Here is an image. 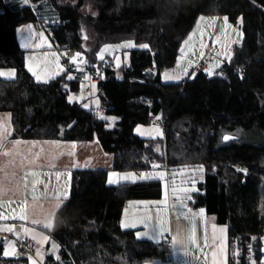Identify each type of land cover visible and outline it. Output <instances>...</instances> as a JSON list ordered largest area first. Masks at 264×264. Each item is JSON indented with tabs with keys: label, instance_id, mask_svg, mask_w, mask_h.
Listing matches in <instances>:
<instances>
[{
	"label": "trees",
	"instance_id": "obj_1",
	"mask_svg": "<svg viewBox=\"0 0 264 264\" xmlns=\"http://www.w3.org/2000/svg\"><path fill=\"white\" fill-rule=\"evenodd\" d=\"M29 1V6L13 8L0 0V70L17 71L16 79L0 77V113L10 114L11 139L97 141L113 156V171L119 173L203 165V170L195 171H202L204 180L191 195L189 207L205 209L228 228L229 238L263 235L264 140L224 142L223 137L240 129L264 139V0H92L100 6L97 15L83 14L88 0ZM43 1L51 3L58 17L50 30L58 52L73 56L81 52L86 64L105 70L93 98L99 101L101 115L116 118L113 128L84 106L91 102L82 95L88 85L67 79L73 67L47 83L37 82L27 71L17 30L37 21L32 4ZM201 16L227 17L231 24L242 17V44L233 47L232 59L224 61L213 77L208 70L189 77L202 57L179 84H164L163 74L176 67L180 47ZM130 40L150 48L131 50L128 65L119 70L113 62L98 59L105 45ZM79 93L83 103L69 102V95ZM159 120L166 121L164 127ZM153 125L164 129L162 138L135 135L138 126ZM152 164L160 167L153 169ZM73 173L70 197L51 232L61 248L59 260L49 255L44 264L170 261L167 240H141L136 231L121 227L131 201L163 199L161 180L112 187L108 170ZM3 251L0 241V264H30L26 258L9 259Z\"/></svg>",
	"mask_w": 264,
	"mask_h": 264
},
{
	"label": "crops",
	"instance_id": "obj_2",
	"mask_svg": "<svg viewBox=\"0 0 264 264\" xmlns=\"http://www.w3.org/2000/svg\"><path fill=\"white\" fill-rule=\"evenodd\" d=\"M8 1L9 0L6 1L7 4H9ZM21 4V0H11L9 6L13 8L22 7ZM37 7V9L34 8L37 21L22 25L21 27H18L17 30L19 46L25 52L26 68H29L28 64H41L44 66V58L46 55H51L53 61H57L55 56L52 55V53L57 51L53 38L49 33V30L46 28L42 30L41 26L55 23V21L58 20V17L55 15L50 2H42ZM209 20L210 18L205 19L204 25L206 27H209ZM228 28L229 23L219 17L213 38H223ZM212 30L213 29H211L209 35L212 33ZM40 33H43V37H41ZM42 39H46L47 43L41 45ZM25 45H27V47ZM202 52L194 58V61L188 63L179 62L171 72H167L170 77L174 76L175 78L166 79L163 74L162 82L167 85L179 84L182 76L185 74L184 70L187 69L188 72L202 59V57H204L205 53L201 55ZM29 58H31V60ZM35 79L37 80V78ZM39 81L47 83L45 78H41ZM89 104L90 108H99V105H97L96 99L94 98L91 102L89 101ZM0 124H4L11 132L10 136L5 138L6 148L4 149V151L10 153V155L0 154V188L4 189L3 194H0V205H2L0 206V213L9 217V219H0V241L3 242L4 249L9 246V243L13 242L16 248L18 240L32 241L37 245V250L40 255L38 256L36 253L37 260H31L30 264H32V261H35V264H38V261L45 263L47 256L51 255L56 257L61 250L59 244L51 236V232L54 229L57 213L70 197L73 172L84 169L108 170L109 174L111 172H116L113 171L114 158L112 155L105 153L100 143L97 141L81 143L65 141L12 140L11 118L8 113H0ZM16 141H19L20 143L17 144L15 143ZM33 172L38 173V175L33 176ZM149 172L155 173L157 171ZM133 173H135L136 176H140L142 173H145V171ZM151 180H161L163 182V199L160 201H131L127 205L128 211L122 218L121 227L124 230L140 231L141 233L150 232V229L145 228L144 224L140 221L145 216H151L153 219L158 216H165L172 228L173 235H175L178 222L185 229L190 231L193 227L191 217L187 220H183V217H180L179 221L177 219L179 212L182 210L172 207L174 203H178V199H174L171 189L166 188L163 179L156 178ZM25 182H27V189L24 187ZM138 182L143 181L138 180L134 183ZM123 183L133 182L121 180L119 184ZM119 184L108 183V185L112 187L118 186ZM33 187H35V192H33ZM176 193L179 195L180 199L184 200V203L187 204L188 208H190L188 205V199L184 198L183 195L178 192ZM33 196H35V199H33ZM24 200L27 201V218L21 220L19 219L20 203ZM9 201L12 203H9ZM196 211H193V213L196 214ZM33 221H39L40 223H33ZM134 221L137 222L136 227L125 228L123 226L124 223H132ZM47 222H51L53 226L51 228H45L44 224ZM8 227H13L14 232L4 230ZM194 227L196 244L199 245V248L194 244L189 250V255L187 256L178 248L181 253L178 259L179 264H212V252L218 251V245L221 243L219 239H213L214 228L216 229L215 235L217 237L221 235L219 229H225L223 233V243L227 253V264H229L228 228L218 224L216 220H210L204 215L200 216L199 213L195 216ZM25 228H28L30 231L25 233ZM32 232L40 233L41 236H48L49 240L45 242H40L39 239L33 240L31 238ZM206 238L207 244L212 245V247L206 246ZM140 239L157 242V240L149 239L148 237ZM160 240L162 241V237L159 238V242ZM53 243L59 247L53 249ZM7 258L13 259L15 256ZM171 260L172 258L168 262L154 261L148 264H175Z\"/></svg>",
	"mask_w": 264,
	"mask_h": 264
},
{
	"label": "rangeland",
	"instance_id": "obj_3",
	"mask_svg": "<svg viewBox=\"0 0 264 264\" xmlns=\"http://www.w3.org/2000/svg\"><path fill=\"white\" fill-rule=\"evenodd\" d=\"M10 1L11 0L8 1V3H9L8 5H10ZM21 2H22V4H21L22 7L27 6V5L28 6L31 5L29 0H28V3H24V0H21ZM45 2H48V1H45ZM40 4L41 3H33L32 6L37 9L38 8L37 6H39ZM99 7L100 6H98L96 3H94V1L88 0L86 3V6L84 7V9H82L83 14L85 13V14L97 15ZM212 17H216V16H212ZM205 18H211V17H205ZM218 20H219V18L216 19L215 21H212L210 19L209 20V27H206L204 25L205 20L203 22H201L199 20H198L199 22L197 21L195 28L191 31L190 35L186 39L188 41V44L186 45L184 43L186 41L185 40L180 47L178 63L179 62L188 63V62L194 61V58H196L200 52L203 51L202 53H206V52L210 51L208 53V54H210V66H209V69L207 71V74L210 77H213L219 69V67H215L218 63L221 66L223 61H230L232 59L233 47L236 45L242 44L243 39H244V34H243L244 32L242 31V23L240 21L237 24L229 23L230 27L227 29L226 34L223 38H220V37L219 38H213V34H214L215 27L217 25ZM211 29H213L212 33L209 35V33L211 32ZM49 33L51 34L50 30H49ZM85 36L87 38L89 37V31H85ZM189 37H191L190 40H189ZM112 46L113 47L111 49H108L105 51V58L103 60H106V62H113L116 70L122 69L125 65H128L127 63H129V61H130V51L131 50H133V49H144V48L137 46V45L135 47H132V48H127V47L117 48V47H115L116 45H112ZM181 49H184V51L182 52ZM55 54H56L55 58L59 61V67L65 69V71H66L68 66L64 63V60L68 59L67 51H59L58 52V50H57V51H55ZM117 58H119V65H117ZM98 59L100 61H102L99 58V54H98ZM44 61H47L49 64V70H48L47 75L43 71H41V68H43V66L41 64H36V65L40 66L37 68V71L40 72L41 78H45L47 80L46 82H50V80H52L53 78H58V77L62 76L63 73L65 72V71H59V69L57 68L56 62L53 61V57L51 55H46L44 58ZM29 65L30 64H28V67H29ZM36 65H33V66H36ZM11 69H14V68H6V69H2V70L8 71ZM26 69L34 78H36V76H34L33 73L29 71V68H26ZM171 71H168V72H171ZM15 72H16V74H15L14 79H16V77H17L16 69H15ZM2 78L5 80H13V79H9L7 77H2ZM36 81L40 82L38 80H36ZM40 83H42V82H40ZM81 87H83V86H81ZM71 96H73V101L71 103H83L85 101V98L80 93L76 94V95L71 94ZM85 104L88 105V107H86V108H90L89 107L90 104H88L87 102ZM99 117L109 123L108 124L109 128H113L114 126H116V123H117L116 118L113 119L114 117H107L103 114L102 115L100 114ZM138 127L140 128V132H137ZM138 127L135 129V135L142 138V139H158V138L163 137V135L162 136L158 135L155 132L156 128H159L162 131V133L164 130V129L158 127L157 125H153V126H149V127H144V126H138ZM235 134L238 136V139L243 143H252L253 142L252 140H254V141L255 140H259V141L264 140L256 132L249 133V132H246L244 130L238 129L235 132ZM101 147H102V145H101ZM195 171H200V169H195V168H193V169L184 168V169H179V170H172L171 169V171H169V172L166 170L162 171L159 169L157 172H164L165 173V175L163 177L164 184H165L166 188L171 189L173 196H174V199H177L180 197L176 192L183 195L184 198H187V197H192L191 195L197 191L198 183H200L204 180V173H202V171H201V173L198 172L199 173L198 174V173H195ZM183 189H188V191L184 192V191H182ZM192 189H195V191H193ZM188 201H190V199H188ZM127 211H128V206L125 208L124 214H126ZM192 211H196L197 212L196 214L199 213V209H194ZM204 216H206L210 220H214V221L216 220V218L213 216L209 217L206 214V212L204 213ZM137 232H140V231H137ZM172 235H173L172 231L167 232L164 234V237H162V240H167L170 243V239H171ZM138 239H140V238H138ZM170 247H171V244H170ZM180 255H181V253L179 252L178 249L174 251L171 247V258H172L171 261L173 263L179 264L178 259H179ZM182 256H184V255H182Z\"/></svg>",
	"mask_w": 264,
	"mask_h": 264
},
{
	"label": "snow or ice",
	"instance_id": "obj_4",
	"mask_svg": "<svg viewBox=\"0 0 264 264\" xmlns=\"http://www.w3.org/2000/svg\"><path fill=\"white\" fill-rule=\"evenodd\" d=\"M24 3H28V0H24ZM201 22H203L206 18L201 16L198 18ZM212 21H215L216 19H218L217 17H211L210 18ZM225 22H227V17L223 18ZM243 18H240V22L242 23ZM31 27V26H29ZM230 27V25H229ZM41 37H43V33H40ZM85 39H87V37L85 36ZM191 39V37H189V40ZM47 43L46 39H42L41 41V45ZM186 45L188 44V41L186 40L184 42ZM27 47V45H25ZM135 42L134 41H126L123 44L120 45H116L115 47L119 48V47H127V48H132L135 47ZM113 46L112 45H105L104 48L99 52V58L101 60H103L105 58V51L108 49H111ZM140 47L144 48V49H149L150 45L148 44H141ZM181 51L183 52L184 49H181ZM53 56H55V53H52ZM201 55H203V53H201ZM82 53L81 52H77L74 56L70 57V60L75 63V61L77 60L78 57H81ZM31 60V58H29ZM86 63V61H85ZM56 65L57 68L59 69V71H65V69L60 68L59 67V61H56ZM117 65H119V58H117ZM40 67L39 65L33 66L32 64L29 65V71L33 73L34 76H36L37 80L39 81L41 79V75L40 72L37 71V68ZM215 67H220L219 63L215 66ZM48 70H49V64L47 61L44 62V66L43 68H41V71H43L46 75L48 74ZM185 74H187V69L184 70ZM15 69H11L8 71H3L0 70V77H7L9 79H14L15 78ZM165 78L166 79H172L175 78L170 77L168 75V73L166 72L165 74ZM67 79L72 80L74 79V77L72 75H68ZM89 80H91V77H88ZM66 87V86H65ZM91 87L93 89L96 88L95 84H92ZM68 100L69 102L73 101V96L69 95L68 96ZM97 105L99 104V101H96ZM85 107H88L87 104L84 105ZM10 115V114H9ZM115 119V118H113ZM159 119V117H158ZM137 132H140V128H137ZM155 132L158 135H163L162 131L159 128L155 129ZM11 132L10 130L4 125V124H0V154L3 155H10V153L4 151V149L6 148V144H5V138L7 136H10ZM223 139L225 141H228L230 139H233V137L229 136V135H225L223 137ZM15 143H20L19 141H16ZM156 151H159V149L157 148ZM160 165L157 164H152V168L156 169L159 168ZM201 170H203V165L198 166ZM238 171H243L246 172V169H237ZM33 176H37L38 173L33 172L32 173ZM59 175V174H58ZM70 175V174H69ZM165 173L164 172H145L142 173L140 176H136L135 173H124V174H120L117 172H111L109 174V180L108 183L112 184V183H116L119 184L121 182V180L124 181H130V182H136L138 180L140 181H148L151 179H156V178H160L163 179ZM115 178V179H114ZM25 189H27V182H25L24 185ZM193 191H195V189H192ZM182 191L187 192L188 189H183ZM4 189L0 188V194H3ZM33 192H35V187H33ZM33 199H35V196H33ZM178 199V203H174L172 205V207L174 208H178L181 209L182 211L179 212V215L177 217L178 221L180 219V217H183L184 219H189L191 217V220L193 221V227L190 231H188L187 229H185L179 222L177 223L176 226V231H175V235L171 236L170 239V244L172 249L175 251L178 248L180 250L183 251L184 255H189V250L191 249V247L195 244V246L197 248H199V245L196 244V236H195V227H194V220H195V216L196 214L193 213L191 208H188L187 204L184 203L183 199L177 198ZM187 199H191V197H187ZM9 203H12L11 201H9ZM141 203H147V202H141ZM153 203H157V202H153ZM2 206V205H0ZM26 211H27V201L24 200L20 203V216L19 219L21 220H25L27 218L26 216ZM205 213V209L200 208L199 209V215L203 216ZM15 218V217H12ZM0 219H9V217L4 216L2 213H0ZM141 223L144 224L145 228L150 229V232H137V238H143V237H148L149 239H155L157 240V242H159V238L160 237H164V234L167 232H171L172 229L170 227L169 221L165 216H158L157 218L153 219V217L151 216H145L141 221ZM33 223H40L39 221H33ZM136 223L137 222H132V223H124L123 226L125 228L128 227H136ZM53 225L51 222H47L44 224L45 228H51ZM8 232H14V228L13 227H8L7 229H4ZM30 230L28 228L24 229L25 233H28ZM225 229L221 228L219 229V232L221 233V235L219 237H217L215 235L216 233V229H213V239H219L221 241V243L218 245V251H213L212 252V264H227V253L225 250V245L223 243V233H224ZM31 238L33 240H38L40 242H45L49 240L48 236H41L40 233H36V232H32ZM253 239H255V237H253ZM206 246L208 247H212V245H208L207 244V238H206ZM59 246L56 245L55 243L52 244V248L53 249H57ZM3 255L5 257H10V256H17V250L15 248V244L13 243H9V246L7 248L4 249L3 251ZM37 255L39 256L40 253L37 250ZM236 255H239V252L237 251ZM29 259L31 260V257H29ZM57 260H59V256L56 257ZM32 264H35V261H32ZM253 264H255V262L253 261Z\"/></svg>",
	"mask_w": 264,
	"mask_h": 264
},
{
	"label": "built area",
	"instance_id": "obj_5",
	"mask_svg": "<svg viewBox=\"0 0 264 264\" xmlns=\"http://www.w3.org/2000/svg\"><path fill=\"white\" fill-rule=\"evenodd\" d=\"M50 26L49 24L42 25L41 29ZM53 42L56 44L55 39L53 38ZM68 59L64 60V63L67 66L73 67V73L71 74L74 77V82L76 83H84L88 86L83 90L82 95L84 97L90 98L92 100L94 89L91 87L92 84H97L102 82L104 69L98 66H91L86 64L81 68H76L72 65V61L70 57L73 55L70 52H67ZM210 64V55H206L203 59L194 67L192 72L189 74V77H192L195 73L205 72L208 70ZM155 71V70H154ZM91 77V80L88 79ZM186 82H184L185 84ZM183 84V85H184ZM92 113L96 116L101 114V110L99 108H93ZM164 120L157 121L158 125L161 127L165 126ZM185 220V219H183ZM255 237V239H253ZM16 250L18 255L15 256L14 259L18 258H26L31 260H37V245L29 240H18ZM237 251L239 255H236ZM228 261L229 264H264V233L261 236L252 235V234H236L230 236L229 238V248H228ZM38 264H44V262H39Z\"/></svg>",
	"mask_w": 264,
	"mask_h": 264
},
{
	"label": "water",
	"instance_id": "obj_6",
	"mask_svg": "<svg viewBox=\"0 0 264 264\" xmlns=\"http://www.w3.org/2000/svg\"><path fill=\"white\" fill-rule=\"evenodd\" d=\"M85 61H86V63H87V57H86L84 54H82L81 57H78V58H77V60L75 61V63L72 62V65H75V66H77V67L85 66V64H86ZM227 135H229V134H227ZM229 136L233 137V139H230V140H228V141H225V140L223 139V141H224V142H229V141H232V140H235V139H236V137H234V136H232V135H229Z\"/></svg>",
	"mask_w": 264,
	"mask_h": 264
},
{
	"label": "bare ground",
	"instance_id": "obj_7",
	"mask_svg": "<svg viewBox=\"0 0 264 264\" xmlns=\"http://www.w3.org/2000/svg\"><path fill=\"white\" fill-rule=\"evenodd\" d=\"M55 23H57V22H55ZM55 23L50 24V26H54ZM46 29L51 30V27H47ZM232 136H234V137H236V139H238L237 135H232ZM236 139H235V140H236ZM232 141H233V140H232Z\"/></svg>",
	"mask_w": 264,
	"mask_h": 264
}]
</instances>
